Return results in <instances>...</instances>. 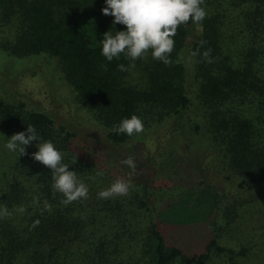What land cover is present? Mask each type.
I'll list each match as a JSON object with an SVG mask.
<instances>
[{
	"label": "trees",
	"instance_id": "1",
	"mask_svg": "<svg viewBox=\"0 0 264 264\" xmlns=\"http://www.w3.org/2000/svg\"><path fill=\"white\" fill-rule=\"evenodd\" d=\"M105 6V0H0V69L17 75L36 58L58 59L63 79L110 142L124 145L163 125L173 145L166 153L170 157H161L172 164L185 129L200 149H207L206 157L214 156L223 181L237 195L186 177L194 185L164 199L177 186L171 170L162 166L147 176L134 160L128 195L98 198L117 178L129 179L131 169L121 163L126 156L116 162L87 147L82 157L70 147L77 133L32 107L29 98L19 96L16 82L2 79L0 72V140L7 143L32 125L38 142H53L62 163L89 188L87 199L65 205L63 195L52 189L51 169L32 158L35 141L24 156L0 147V209L11 213L0 217V264H263L254 256L262 239L243 234H258L246 222L262 215L246 207L264 203V0H205L203 22L178 29L170 66L150 54L135 62L123 55L107 61L101 54L103 34L126 29L102 14ZM195 29L199 37L193 36ZM208 49L211 63L203 57ZM120 64L127 70L120 71ZM132 115L142 119L143 132H112ZM182 202L191 205L182 209ZM164 209L174 214L166 217L174 223L173 232H184L179 225L188 217L203 222L210 236L200 251L171 242L163 230Z\"/></svg>",
	"mask_w": 264,
	"mask_h": 264
},
{
	"label": "rangeland",
	"instance_id": "2",
	"mask_svg": "<svg viewBox=\"0 0 264 264\" xmlns=\"http://www.w3.org/2000/svg\"><path fill=\"white\" fill-rule=\"evenodd\" d=\"M193 36H200L198 29H195ZM192 39V36L189 37L187 44H189ZM180 55L183 61L187 64L186 60L189 58L187 50L181 51ZM6 57L9 56L7 55ZM7 61L11 60L8 59ZM1 63L4 62H0V65ZM8 67H10V65L6 63V68ZM11 67L14 68L15 66L11 65ZM0 72L3 73L2 79L16 82V91L21 92L19 96L22 98H29L32 107L44 110L56 118L58 123L61 122L67 125L71 130L77 133V137L75 138V141L70 144V147L75 151L78 150L82 157H87L84 149L90 147L92 150L97 151L116 162L121 161L124 156H126V158L131 156L136 162H139L141 169L140 172L145 173L147 176L153 175V169H155L156 174H158V170L160 172L162 166L169 168L175 176L174 186H177L173 189H169L168 193L164 196V199L170 197L172 194L175 196L178 193L177 191H183V189H187V186L194 185L193 183H190V181L200 183V180L202 181L203 179L211 182L217 191L221 193H229L232 198L237 195L236 193L231 192L233 187L223 181L221 170L214 164V156L206 157L205 152H207V149L205 147L200 149L195 141L192 140L193 137L190 132H187L185 129L180 131V140L175 145L178 146L179 153H176L173 156L174 162L172 164L166 163L161 157H170L167 156L166 153L171 150V145H173V135L171 136V134L167 133V128L163 127V125L157 126L159 128H154L156 127L154 126L152 130L146 133V135L139 136L124 145H115L110 142L105 135L104 127L92 118L90 113H88L80 103L74 90L67 81L63 79V72L60 68L58 59L36 58L32 60V62L30 61L29 65H26V67L17 75H14L17 73H14L15 70H9V68L7 69V72L1 69ZM195 108L196 107L194 106L193 109ZM5 145L6 143L0 140V147H5ZM150 165L153 168H150ZM176 180L178 182H176ZM159 183L164 184L163 182ZM157 184L156 181L155 185L158 186ZM181 184L185 185V187L181 186ZM244 197H249V194H244ZM175 199H177V196ZM181 199L182 197L178 199L176 203ZM188 199H190V197H188ZM154 200L156 201L157 199ZM161 202H159L158 205ZM258 204H249V206L246 207L251 208L250 211L247 210L250 214L258 211L262 213L259 220H255L258 218V216H255L246 222L249 231L252 230L253 226L258 234L254 235L245 231L243 236H245V239H247L248 236L258 238L257 242H261L262 239L261 251L259 253L256 252L254 256L256 260L261 259L264 264V203L261 205ZM179 205L183 206L182 209H184L191 205V203L186 204L185 202H182L179 203ZM197 208H203V206L199 205ZM165 209L163 210V221H165L163 230L172 240L171 242L182 244L190 252L200 251L198 249L207 243L205 241L210 236V232L204 226L203 222L199 223L194 217H188L186 220L190 221L184 222L182 218L178 217L182 220V223L184 222V224L181 223L179 225L184 226V232L181 234L178 233L180 228H177L175 232H173L174 223L167 222L166 217H173L174 214H168ZM190 215L192 216V214L189 213V216ZM185 216H188L186 212ZM227 234L229 236H231V234L234 235V233ZM232 241L233 245L238 243L235 239ZM219 262L220 261L217 260L218 264Z\"/></svg>",
	"mask_w": 264,
	"mask_h": 264
},
{
	"label": "clouds",
	"instance_id": "3",
	"mask_svg": "<svg viewBox=\"0 0 264 264\" xmlns=\"http://www.w3.org/2000/svg\"><path fill=\"white\" fill-rule=\"evenodd\" d=\"M106 6L101 9L102 14L112 16L113 25L120 24L126 30H111L103 34L101 40V54L107 61L114 58L119 60L123 55L132 62L147 59L149 54L154 60L171 65L170 56L175 49V40L178 29L190 21L200 24L206 18L207 12L205 0H105ZM194 52L193 55H198ZM206 62H213L211 49L203 53ZM135 66L134 63L131 64ZM120 71L127 69L123 64L118 65ZM144 124L141 118L132 115L125 118L116 126L112 132L132 136L143 132ZM36 142L38 151L32 153V158L51 169L52 189L59 192L65 199L62 203L68 205L79 199H87L88 186L81 181L75 171L69 170V165L62 163L63 154L51 141L38 142L39 137L36 129L29 125L26 132L15 133L8 138L5 147L11 152H18L19 156L27 155L26 147ZM131 171L129 179L117 178L107 189L100 191L97 195L101 199H110L118 196H127L131 188V177L136 174L137 165L129 156L121 161ZM97 175H103L98 172ZM50 210V205H46ZM23 211V208L20 209ZM11 215L6 207L0 209V217ZM39 225V220L34 221L32 227Z\"/></svg>",
	"mask_w": 264,
	"mask_h": 264
}]
</instances>
